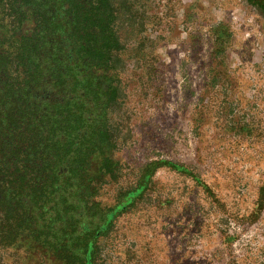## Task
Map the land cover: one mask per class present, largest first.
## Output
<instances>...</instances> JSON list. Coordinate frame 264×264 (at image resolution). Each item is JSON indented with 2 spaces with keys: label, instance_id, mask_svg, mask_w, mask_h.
Wrapping results in <instances>:
<instances>
[{
  "label": "rangeland",
  "instance_id": "obj_1",
  "mask_svg": "<svg viewBox=\"0 0 264 264\" xmlns=\"http://www.w3.org/2000/svg\"><path fill=\"white\" fill-rule=\"evenodd\" d=\"M12 1L1 18L13 16L16 27ZM113 8L120 49L109 124L122 171L100 201L112 204L148 163L167 160L200 176L223 207L191 177L159 169L101 242L100 264H264V11L249 0H114ZM23 15L27 36L34 17ZM16 40L5 43L9 55L0 51V110L18 105L15 81L24 100L42 92L38 110L52 91V106H66L76 87L46 80L45 58L15 52ZM23 264L60 263L35 254Z\"/></svg>",
  "mask_w": 264,
  "mask_h": 264
},
{
  "label": "trees",
  "instance_id": "obj_2",
  "mask_svg": "<svg viewBox=\"0 0 264 264\" xmlns=\"http://www.w3.org/2000/svg\"><path fill=\"white\" fill-rule=\"evenodd\" d=\"M113 1H12L15 8L34 17L19 51L44 57L49 73L45 79L53 82L62 77L60 82L75 86L76 93L69 92L67 105L60 102L59 108L52 106L55 96L39 110L33 100L20 105L14 158L9 165H4L9 154L0 159V264L6 258L27 263L35 254L60 264H100L101 242L118 219L144 199L162 168L191 177L223 207L200 176L167 160L148 163L135 187L115 190L112 204L100 201L106 188L121 185L122 163L115 157L116 139L107 116L118 92L111 95L101 87V98L91 99V94L89 100L88 93L82 98L74 70L82 52L90 65L110 63L112 57L115 62L113 53L120 43L113 30ZM249 1L264 11V0ZM44 44L47 50L42 53ZM49 44L62 49L63 56L49 52ZM72 47L76 51L70 55Z\"/></svg>",
  "mask_w": 264,
  "mask_h": 264
},
{
  "label": "flooded vegetation",
  "instance_id": "obj_3",
  "mask_svg": "<svg viewBox=\"0 0 264 264\" xmlns=\"http://www.w3.org/2000/svg\"><path fill=\"white\" fill-rule=\"evenodd\" d=\"M4 1L5 0L0 2V8ZM7 5H9V3H7ZM12 5H14L13 2H12ZM22 14H25V13L19 9L18 16L16 17V22L18 26L14 27L12 24L14 22L13 16L9 17V19L11 20V23L9 20H5V23H4L1 18L3 16V13H2V10H0V51L2 50L1 51L2 55H9V53L12 51V48H6L5 46V43H7V41L12 40V39L14 40L17 39L16 40L17 48L15 52L19 53L20 42L24 35V33L22 34V32H24L23 26L25 24V19H26L24 18L25 15L22 16ZM75 51H76V48L72 47V49L70 50L71 52L70 55L74 54ZM113 54H115V51ZM83 55H84L83 52L80 54V56L78 55V59H77L78 65L76 69L74 70L77 72L79 94L81 93L80 95L82 96V98H84L85 94L87 93L89 94V97H88L89 100H90L91 94H92L91 99H94L95 97L101 98V91H100L101 87H102L101 90L103 92L105 93L107 92L111 95L112 94L116 95V91H117V85H116L117 78H116V68H115L116 64L114 62L113 57L110 63L109 62L103 63V64L97 63V64L90 65L88 64L87 59H85ZM51 82H46V84H49V87H50L51 86L50 84H52ZM12 86H14V88L19 86L18 97H17V103L19 105H17L14 110L8 111L7 114L4 111L0 110V159L1 160L4 159L5 154L10 155V157H7L6 159L10 158L12 160L14 158V154H13L14 149L12 145L15 143L16 137L18 135L17 127H16L18 111L20 109L21 104H23L27 100L30 101L29 98L27 100H24L22 96H20L21 93H23V90L21 89V85L18 81L17 82L15 81V83ZM99 92H100V95H99ZM41 96H42V92H38L37 94L34 93V95L32 94L31 100L40 98ZM53 97H54V93L52 91L51 93L49 92V94H47L46 99L50 100ZM91 104H96V103L93 102ZM113 106L114 104H112L111 107L107 109L108 121H109L110 112ZM11 114H14V117H12V119L10 120L12 116Z\"/></svg>",
  "mask_w": 264,
  "mask_h": 264
}]
</instances>
